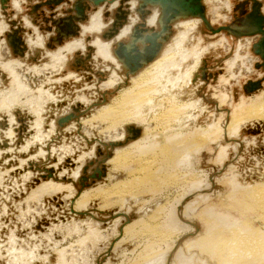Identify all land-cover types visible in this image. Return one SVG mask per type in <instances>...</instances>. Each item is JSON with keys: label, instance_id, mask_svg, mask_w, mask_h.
Masks as SVG:
<instances>
[{"label": "rangeland", "instance_id": "1", "mask_svg": "<svg viewBox=\"0 0 264 264\" xmlns=\"http://www.w3.org/2000/svg\"><path fill=\"white\" fill-rule=\"evenodd\" d=\"M38 1L39 0H37V2ZM70 1L72 2L73 0ZM211 1L212 0H204L208 20H210V22L213 21L214 26H221L229 23L232 20L231 17L235 13V4L238 2V0H223L222 2H225L226 5H224L225 3L223 4L221 0H219L218 2L220 3V5L218 6L222 8L218 6L214 7L215 4H212ZM16 3L18 4V8L16 7ZM29 3L30 2L28 0H9L7 3L8 7L4 11L5 13H3V11L0 12V24H3L2 26L4 28L0 33V264H57V262H61V258L63 256L64 261L67 264H106L108 261L110 262H108L107 264H114L115 262L118 263L120 261L122 262H120L121 264H134V262L137 261L138 262L136 264H140L141 262H143L141 264H148V262H146L147 260L144 261L142 259V255L144 256L145 253L149 250L147 247L149 244L154 245V247H161L162 249H164L166 243H164L165 241L163 242L161 238L163 235L161 233L163 232L158 233L156 231L155 235L154 233L152 235H149L146 232H142L137 234L136 236L130 237L131 239L128 237L126 238L125 236V239L121 241L122 243L120 242V245H118V241H120L119 237L121 238V222L125 220L123 219V216H121V213H127L133 209L135 210V212H137V206L141 204V200L150 198L152 196V193L138 196V198H136L140 199L138 203L134 204V201H131L130 199V201H127L128 204L122 206L123 208L121 207V204H115L110 206L109 208L107 206L106 209L103 208V210L98 208L100 207L99 203L105 200H102L101 198H97V200L92 201L91 204H89L87 208H84L83 210L77 208L75 206L76 199L85 189L88 188H85L80 193V195H78L77 186H74L72 183H70L72 184L70 185V187L72 186V188H64L63 190H60V192L57 190L58 192H45V194L41 191L36 193V189H38V186L40 188L42 183L49 180L51 181L47 184L51 182H62L61 184L65 183L69 185V182L67 180H76V178L81 175L82 167L85 165H88L87 175L92 173V170L98 165L97 160L101 159L100 156L97 155V147L99 146L102 150H104L105 147L101 144V142L106 143L108 142L107 140L111 141L112 137H115L118 133H120L119 129L121 127L120 125L116 127L111 126V123L107 120H97V117L93 120L92 118L94 116H97L98 112L102 110L100 105H104L105 103H112L113 98L118 95L117 92H119L124 87L131 85L130 83L132 82V80L126 79L125 76L121 74V76L119 77L121 80H117L115 82V85L111 87L104 86L103 89L101 83H103L104 81L98 82L96 76L93 75V73L85 72L86 75H83L74 72L68 66V63H66V61H63L62 59L60 60V57H62L60 52L61 47L74 39H81L83 47L91 45L92 41H94L95 38L98 37V34L96 32H84L83 34L80 31V35L76 38H70L69 40L63 42L62 45L55 46L54 49H51L48 47L49 40H46V33L50 32L45 29L47 26L43 21L42 16H36L38 19H41L40 23L38 21H33L32 24H29L24 19V16L30 15L29 9H31V5ZM223 5L225 7H223ZM45 6L49 7L50 10V12H46L45 15H49L48 17H52L53 15L51 14V4H46ZM66 6L67 5H65V7ZM61 8L62 7H59V9L56 10L57 12L55 16L64 15L65 17V15L67 16L70 14H63ZM214 8H216V10ZM98 9L101 8H97V10ZM105 9V7H102L100 16L102 18L99 17L103 24H106L109 20L108 18L106 19V17L103 16V12ZM97 10L90 11L89 17L91 14L96 13ZM132 16H130V18H133ZM147 20L148 19H146L145 22ZM20 23H22L21 25L25 28L24 33H22L21 35L27 47V50L23 57L14 55L10 47L4 40V32H9L11 30L10 35L8 36L12 38L13 47L19 52H22L23 49H25L22 47V40L18 38V32L20 31L18 24ZM88 24L89 19L82 25ZM179 32L180 29L172 28V33L169 37L171 38V40H169V42L167 43L168 45L171 44L170 46L174 47V44L176 42L174 39H176V37H179ZM193 34L194 35L192 36L191 41H188L187 38L184 39L187 41H184L183 44L181 43V45H183L185 48L183 46H180L181 49L183 48L180 53H183L186 50H191L193 52L192 58H188L185 61L186 63H183V71L185 69V66L189 67L193 63L196 55L201 54L202 56L203 54V56L201 57L202 60L198 68L196 69V73H198L200 77L199 82H197L194 87L191 85H188L187 87L188 89L193 88L195 90H198V92L202 94V96L195 97V100L199 103L198 105L200 108H197V110H192V112L190 111L188 113L193 114V118H195L196 120L198 119V125H204L206 123H209L210 121H217L218 125H220L223 124L227 119H230V117L232 118L233 107L237 102H247L255 97H261L264 94V81L262 83V87L254 92V94H252L251 96H247L246 94H244L242 89V86L246 83L247 80H253L254 82L252 83L259 82L261 80V76L263 75V73L260 69V60L258 56L254 55L251 52L249 43L246 45H240L241 49L239 55H237L239 44L236 38H230L226 36V41L221 42L220 40L222 39V36H220V33L211 34L206 31H197L196 33L193 32ZM87 36L91 37L90 41L85 40ZM35 39L37 42H39V39H43L41 42L44 41L41 46L38 45L35 47H39L40 52H28V50H32V41L34 43ZM17 41L19 43H16ZM255 41L256 38L254 42ZM45 42L46 44H44ZM84 49L85 48H83V50ZM77 51L82 52V48L80 47L79 49H77ZM64 54H66L65 58H67L68 61L73 56V52ZM31 57L36 58L33 59ZM9 60H17L14 65L15 68L13 66L12 68L10 67L11 69H9V67H4L5 65L3 64ZM93 60V70L97 69L95 68V64L97 65L98 63L101 67L106 66L107 70L105 69L106 74L104 78L107 79L108 75H110V70L108 68H110V64L114 63L115 61H106L99 56L96 59L93 58ZM60 61L63 64H61ZM203 61L206 62L207 66V70L205 71L207 74L205 80H203L200 75V68L201 66H203ZM17 63H21V65L23 66L19 67L17 66ZM256 63L259 69H256L254 67V64ZM53 64H56V67H53ZM50 65L51 67H49ZM101 67L98 69L102 70ZM33 68H37L38 71L32 72ZM11 72L18 73V75L20 76L16 78H18V80H20L23 84L21 89L22 91H20V88L18 90L16 89V81L13 79L14 76L12 78L11 75H13V73ZM69 74L73 76H68ZM88 74L92 75L90 79L86 77ZM131 77L132 75L130 76V79ZM159 81L161 82V79ZM198 83H201V87H199ZM250 88V90H252L254 87L251 86ZM15 90H17L18 93ZM13 92H16L15 95ZM215 92H222L223 94H226L225 96L227 102H225L223 106H219L217 102L218 100L216 98H213V94ZM166 94L168 95L167 97H171L170 95H172H169L168 93ZM104 96L106 98L105 102L101 103L100 105L93 106L94 102L99 101ZM204 96H207L213 102L205 101ZM241 97L243 98L241 99ZM175 99L177 100V98ZM78 104H80L82 108L89 109L87 114L81 115L79 116V118L69 121L64 126H58V116L71 112L73 106H76ZM165 107H168V104L166 106V102L161 108L158 105L153 107V109L151 110L152 112L154 111L156 113H160L165 109ZM201 107H204L202 108L203 111L200 110ZM35 109H38L37 113L33 111ZM94 110L96 112H94ZM143 114L148 122H140L139 124H141L142 126L150 125V128L151 126L154 128L156 121H150L152 115L149 116L147 111H143ZM85 119L91 120L85 122ZM35 121L38 123V125H34ZM249 121H247L249 123L245 122L243 124L245 127L242 125L243 127L241 126V129L235 135L229 137H225L222 135V137L219 138L216 143L214 142L212 144L203 145V147L205 146V148L202 147V150L200 149L199 151H197L198 153L196 152L197 154L195 153L193 155V162L191 161L193 164L190 162L193 166V169H196V171H200L201 173L209 172L210 182L211 184H214L213 189H219V192L221 190V194L219 192V195L217 193L213 194L212 196H210V198H208L206 202L209 204L210 202L211 204L214 203V207L222 212H226L228 210L230 211V209L227 208L226 204L223 203L227 201L225 194L228 191V186H225V184L220 181L221 179H223V176L225 177V179L226 175L227 178L233 176L235 180L238 181V183H251L253 181L251 180V175L254 174L255 171L259 170V168L262 167L261 165L264 166V153L262 154L263 156L258 155V153L260 152H258V149H260L261 147L264 148V130L257 134H252V132H243V130L245 129L255 128V126L253 125L255 124L254 120ZM157 125L158 123H156V126ZM159 130H153L152 133H155L156 131L159 132ZM142 134L145 135L143 130ZM154 138L156 141L159 140L158 137ZM219 146H223L226 155L223 156L222 154L223 158L220 162L215 160L213 161V157H215ZM77 158H80L82 162L81 160L78 161ZM66 159L70 160L73 165L75 164L74 167L64 166ZM83 160L86 161L84 162ZM89 161H92L93 164L89 165ZM107 162L110 163L109 160ZM107 162L105 164L107 169L106 176L104 178H107L108 180L102 178L100 181H96L97 183L106 185L111 181L109 175H112L114 169L112 168V164H108ZM136 163L138 165V162L136 160H132L129 163V166L136 167ZM186 166L187 165H185L184 167ZM54 167L56 170L54 169ZM181 167V171L186 169L183 166ZM51 168L55 170L54 176L55 178H57V180L53 181V179L51 178H41V174H46V172L40 171L39 169L49 170ZM111 168L113 169V171L111 170ZM65 169L67 170V172H65ZM120 170H122V168L115 171L117 172L115 173V175L120 174L121 177L130 175L128 174L127 170L123 169L121 172ZM58 171L62 173L61 174L59 172V176ZM244 176L247 178H245ZM62 178H66L67 180L63 181L61 180ZM217 178L218 180L220 179V183L218 182ZM35 179H39V182H36ZM96 182L92 186L96 185ZM51 184L53 185V183ZM221 184L223 185L221 186ZM183 186V184L180 185V187ZM162 191L163 193L161 194V196L158 195V193ZM162 191L152 190L151 192H156V195L154 197L155 199L152 196L153 199L150 200V203L148 202L149 205L147 204V207L144 208H149L148 210H150L152 206L154 208L157 205L156 203H160L165 199L171 201L172 198H174L173 196L175 194H178L176 192V188L171 186H168L167 189L164 188ZM201 191L203 192L204 190ZM197 193L198 192L196 191L191 196H189L187 198L188 200H186V203L190 200V198L192 199V197H196L198 195ZM109 200L110 199H106L107 202H109ZM220 200H222L223 202ZM218 201L221 202V204ZM127 205H131L129 211L126 207ZM199 207L201 209L204 206L201 204ZM177 209H179V223L181 226L185 225L184 228L188 227V231H183L184 234L182 233L179 240H177L176 242L167 240V243H169L168 246L176 248L175 252L171 254V264H177L176 262L180 260L179 255H177L180 252V249L183 250L181 251V254L185 255V260H183V263L181 264H217V252H215V255L217 256H212V254L210 255L211 252L206 249L208 246H204V244L198 243L196 241L191 242L192 239L199 238V236L204 233L205 228L201 220L195 217H192V219L188 216L185 217L186 213L185 211H182L183 208L179 207ZM230 214L236 216L234 211L230 212ZM116 218L120 219V222L116 223ZM186 224L188 226H186ZM99 226L100 228H98ZM93 228H95V230ZM181 229L182 228H180V230ZM100 230H102L101 233ZM90 231L97 232L99 238L95 241H89L88 235ZM157 233L159 236L157 235ZM103 237L104 239H102ZM81 238H85L86 241H83L84 239L82 240ZM173 239L174 238H172V240ZM80 240H82L83 242H80ZM78 241L81 243V246L80 243L78 244ZM94 242H98V244L95 245ZM191 243H196L197 245L195 244V246H192ZM82 244L84 245L82 246ZM189 244L191 247L189 246ZM114 247L116 248V251H113ZM61 248H63L67 253H63L64 251ZM144 248H147V250H144ZM60 250H62V254ZM141 250L144 252H142ZM130 251L131 253H129ZM140 253L142 255H139ZM137 255L138 257H136ZM139 257L142 260H140ZM73 258L75 259V261L73 260ZM116 258L118 259V261Z\"/></svg>", "mask_w": 264, "mask_h": 264}, {"label": "bare ground", "instance_id": "2", "mask_svg": "<svg viewBox=\"0 0 264 264\" xmlns=\"http://www.w3.org/2000/svg\"><path fill=\"white\" fill-rule=\"evenodd\" d=\"M8 1L9 0H4V1L0 0V9H1L0 12L3 11V13H5L4 11L8 7L7 6ZM201 1L204 6V17L206 18L209 28L206 27L202 18H200L199 16H193L191 14L187 15V14H184L183 12H180L181 11L180 9H176V11L178 12L177 15L175 16L170 15L169 16L170 22L168 24V27L166 28V30L161 31V26L164 23L162 18H166V16L170 14L171 6H167L168 9L167 8L164 9V5L161 4L159 0H125L123 2V6L125 7V9H127L126 21L121 25V27L113 35H109L108 32L112 28V23H114V20H115L114 16L116 15L115 9L117 6H119L120 0H73L72 2L70 0H46V1L39 0V2H37L36 4L31 5L30 8L32 10L30 9L29 11L30 15L24 16V19L29 24H32L33 21H36L33 15L37 17L40 15L42 16L43 21L46 23V26H47V27L45 26L46 27L45 29L50 32V33H46L47 36L46 35L45 36L47 38L46 37L44 38H46V40H49L48 47L51 49H54L55 46L62 45L63 42H65L66 40H69L70 38H76L77 36L80 35V31L83 34L84 32H96L98 34V37L95 38L94 41H92L91 45H87L83 47L81 39H74L72 41H69L64 46L61 47L60 52H61L62 57H60V60L62 59L63 61H66V63H68V66L74 72L83 74V75H86L85 72L93 73V75L96 76L98 82L104 81L103 83H101V85L103 86V89H104V86L111 87L115 85V82L117 80H121L119 78L121 74L124 75L126 79L132 80V82L130 83L131 85H128L124 87L123 89H121L119 92H117L118 95L115 98H113L112 103L110 104L105 103L104 105L103 104L100 105L101 103L105 102L106 100L105 96L101 98L99 101L93 103V106L100 105L102 109L100 113H98L97 116H94L92 118L93 120L97 117L96 118L97 120L100 119L101 121L102 120L109 121L111 123L110 124L111 126L116 127L120 125L121 127L120 129L118 127L120 133H118L115 137L111 136L112 137L111 141L107 140L108 142L106 143L101 142V144L105 147L104 150H102L99 146L97 147V155L100 156L101 159L97 160L98 165L96 168L92 170V173L87 175L88 165H85L82 167L81 175L78 178H76V180H70V179L67 180L66 178L61 179L63 181L67 180L69 182V185L65 183L61 184L62 182L61 183L51 182L53 183V185L51 183L47 184L48 182L51 181L49 180L47 182L42 183L40 188L38 186V189H36V193L41 191V192H44L45 194V192L51 193L52 191H57V190L60 192V190H63L64 188H69L70 185L73 184L74 186H77L78 195H80V193L85 188H88V189H85L81 193V195L76 199L75 206L77 208L83 210L84 208H87V206L91 204L92 201L97 200V198L98 199L101 198L102 200L103 199L105 200L102 202L100 201L101 202L99 203L100 207L98 208L103 210V208L106 209L107 206L109 208L110 206L115 205V204H121V207H122L123 205L128 204L127 201H130V199L131 201H134L133 202L134 204L138 203L140 199H136V198L144 194L147 195L149 193H152L151 195L154 198L156 195V192H151L152 190L162 191L164 188L167 189L168 186L175 187L176 192L178 194L177 195L175 194L173 196L174 198H172L171 201H169L168 199H165L164 201L160 203H156L157 205L154 208L152 206L153 209L151 208L150 210H148L149 208L146 209L144 207H147L146 205L148 204V202L153 199L151 196L150 198H145L141 200L140 202L141 204L137 206L138 207L136 210L137 212H135V210L133 209L130 212L121 213V216H123V219L125 220L121 222V227H120L121 238L119 237L120 241H118V245H120V242L125 239V236L126 238L127 237L130 238L142 232H146L149 235H152L153 233L155 235L156 231L158 233L163 232L161 233L163 234L162 237L161 236L160 237L162 238L163 242L165 241L164 243H166L165 247L163 246L164 249H162L161 247L157 248V247H154V245L149 244L147 246L149 250L145 253V255L143 256L141 253L139 255H142V259L144 261L147 260L146 262H148V264H171V261H172L171 254L175 252L176 248L168 246L169 243H167L168 242L167 240L176 242L177 240H179L180 235H182L183 231L185 232L188 231V227L184 228L185 225L181 226L179 223L180 222L179 221V209L177 208L182 207L183 208L182 211H185L186 213L185 217L188 216L191 219L192 217L198 218L199 220H201L205 228L204 233L200 235L199 238L192 239L191 242L196 241L198 243L204 244V246H208L206 249L211 252L210 255L212 254V256L215 255V252H217L218 253L217 264H264V166L261 165L262 167L260 168L258 167L259 170L255 171L254 174L251 175L252 177L251 180H253L251 183H247V182L238 183V181H236L233 176L227 178V175H226V179L224 176H223V179L221 180L219 179L221 182H223V184H225V186L226 185L228 186V191L225 194L227 201L226 202H223L222 200L220 201L225 203L227 208L230 209V211L228 210L226 212H222V211L217 210L214 207L213 205L214 203L211 204L210 202L209 204L206 202L208 198H210V196L216 193L218 194L219 192L218 191L219 189L218 190L213 189L214 184L213 183L211 184L210 182L209 172L201 173L200 171H196V169H193V166L191 165V163L193 162L192 159H194L193 155L200 149L202 150L203 145L212 144L214 142L216 143V141L219 140V138H221L222 135L225 137L235 135L237 132H239V130L241 129V126L245 122L246 123L250 122L249 120H254L255 124L253 125L255 126V128L245 129L243 130V132H246V133L252 132V134H257L263 131L264 130V94L258 98L252 97L253 99L247 102L246 101L237 102L233 107L232 118L230 117V119H227L223 124L218 125L217 121H210L209 123H206L204 125H200V124L198 125L197 124L198 119L196 120L195 118H193L194 115L189 114L188 112L190 111L192 112V110H197V108L198 109L200 108L198 105L199 103L195 100V97L202 96V94H200L198 90H195L193 88H192L193 90L191 88L188 89L187 87L188 85H191L194 87L195 84L199 82L200 77H199V74L196 73V69L198 68L202 60L201 57L203 56V54L202 56L201 54L196 55V58H194L193 63L189 67L185 66V69L183 71V63L188 58L190 57L192 58L193 52L191 50L189 51L186 50L185 52L180 53L183 49V48L182 49L180 48V46H183L181 45V43L183 44L184 41H187L184 39L188 38V41H191L192 36L194 35L193 32L196 33L197 31L198 32L206 31L211 34L220 33L221 34L220 36H222V39L220 40L221 42L226 41V36L230 38H236L239 44L238 45L239 50L237 49L238 50L237 55H239V52L241 49L240 45H246L249 43L251 52L254 55L258 56L260 60L259 64H260V69L262 70L263 75L261 76V80L259 81L258 87H255L252 90H250L251 89L250 87L253 86L252 82L254 81L247 80L246 83L242 86V89H243L244 94H246L247 96H251L252 94H254V92H256L262 87V83L264 81V59H261L260 56L257 53L255 54V52H253L252 50V43L254 42L257 36H255L254 34L244 35V34H241L240 31H236L233 28L234 25H237L235 27H238V28L243 27V25L239 24V21L243 20L242 18L244 17V15L240 13V11L248 12L251 7V2L249 1L247 4H245L244 3L245 0H238V2L235 4V13L231 17L232 20L229 23H227V24H230L229 31L223 29V30H218L216 33V32H211L210 29L226 26L227 24H224L221 26H214L213 21L210 22V20H208L207 18L204 0H201ZM218 1L219 0L211 1L212 4L213 3L215 4L214 7L220 5ZM222 1L223 0H221V2ZM77 2H79L80 5L82 6V10L81 8L77 9L75 7V4H77ZM141 3H143L146 7L143 8L142 6H140ZM222 3L224 4L225 2H222ZM46 4L48 5L51 4L52 6L51 7V14L53 15L52 17L51 16L48 17L49 15L48 16L45 15L44 9L50 12L49 7L45 6ZM65 5L67 6L65 7ZM224 5H226V3ZM224 5L223 7H225ZM16 6H18L17 3H16ZM58 6L62 7L61 11L63 12V14L70 13L69 14L70 16L75 17L74 23L77 25L76 32H74V29L72 30L71 26H69L68 23L65 24L64 23L65 21L59 22L56 24L52 23L53 20H59L60 18L64 17V15L55 16L57 12L56 8ZM102 7L106 8L103 12V16H105L104 13L106 11L109 12V15L105 16L106 19L107 18L109 19L106 24H103L100 20V18H102L100 17L101 12H102ZM97 8H101V9L97 10ZM214 9L216 10V8ZM96 10L97 12L94 14H91L89 17V12L96 11ZM82 11H83V14L85 15L83 19L79 18V13ZM261 12L264 14V2L262 3V6H261ZM130 16H132L133 18H130ZM88 19H89V24L82 25ZM146 19L148 20L145 22ZM141 22L144 24V27L147 29L152 26H155L152 28H154L155 31L159 33L156 39L155 48L150 47L149 44L147 43L145 44L140 39L137 41L136 39H134L135 35L133 32V29L137 24ZM2 25L0 24L1 27ZM18 26L20 28V31L18 32V38L22 40V43H23L22 47L25 49H23L22 52H19L17 51V49L13 47L12 38L8 36L10 35L11 30L9 32L7 31L4 32L5 33L4 40L8 44V46L10 47L14 55L23 57L25 55L27 47L25 45V41L23 40L21 34L24 33L25 28L21 24H18ZM172 28L180 29L179 37L175 36L176 39L173 38L176 41L174 44V47L170 46L171 44L170 45L167 44L169 40H171V38L169 37L172 33ZM2 29L4 28L2 27ZM1 32L2 30L0 29V33ZM90 39L91 37L87 36L85 40L90 41ZM42 40L43 39H39V42H37L35 39V44H38L41 46L44 42V41L41 42ZM122 40H125V44L127 45L128 48L134 44L139 50H142V53L137 52L136 54H133V56H136L135 57L136 59H133L132 61H129V62L123 61L121 59V56L123 53L120 51H117L118 49L116 50L117 42L122 41ZM17 43L19 42L17 41ZM44 44H46V42ZM35 47L36 45L35 46L33 45L32 50H28V52L36 53L37 51L40 50L39 47L38 48H35ZM80 47L82 48V52L77 51V49H79ZM83 48L85 49L83 50ZM70 52H73V56L68 61V59L65 58L66 54L64 53H70ZM125 52L129 54L128 51L125 50ZM202 52H203V49H202ZM98 56L102 58L103 60H106V61L113 60L117 63L116 64L114 62L110 64V68H108L110 70V73H109L110 75H108L107 79L104 78L106 74V70H107L106 66L101 67L99 66V63H98L97 65L95 64L96 67L94 66L97 69L93 70V66H92V62H94L93 58L96 59L98 58ZM31 58L34 59L36 57H31ZM16 61L17 60H9L3 65H5L4 67L6 68L9 67V69H11L12 66L14 67ZM17 66L20 67L21 63H17ZM100 67L102 70L98 69ZM254 67L256 69H259V67H257V63L254 64ZM33 69H32V72L38 71L37 68L34 70ZM206 70H207L206 62L203 61V66H201L200 68V75L203 80L206 79V75H207L205 72ZM11 73H13V75H11L12 78L14 76L13 79L16 81L15 82L16 87H17L16 89L18 90L20 88V91H22L21 89H22L23 84L21 83L20 80H18V78H16L20 76L18 75V73H14V72H11ZM131 75L132 77L130 79ZM86 77L90 79L92 75L88 74ZM160 79H161V82L159 81ZM184 80L186 81V83L185 85H182V82ZM198 85L199 87H201V83L200 84L198 83ZM17 90L15 91L17 92ZM16 92H13L14 95ZM166 93H168L169 95L172 94L170 95L171 97H167L168 95ZM225 95L226 94H223L222 92L221 93L215 92L213 94V98H216L218 100L217 102L219 106H223L225 102H227ZM175 98H177V100ZM184 98H187V99H184ZM242 98L243 97H241V99ZM204 100L207 102H213L207 96H204ZM164 101L166 102V106L168 104V107H165V109L160 113H156L154 111L152 112L151 109H153V107L155 106L159 105L161 108L163 104L165 103ZM68 108H69V105H68ZM202 108L204 107H201L200 109L201 111H203ZM88 110H89L88 108H82L80 104L73 106L71 112L58 116L57 124L58 126H64L69 121L73 119L75 120L79 118V116L87 114ZM143 111L144 112L147 111L149 116L152 115L151 116L152 118L150 119V121L153 122L155 120L156 123H158V125L156 126V123H155L154 128L152 126L150 128L149 127L150 125L142 126L141 124H139L140 122L144 123L145 121H147V119L144 117ZM94 112L96 111L94 110ZM60 117H63L64 121L61 120ZM88 120H91V119H87V120L85 119V122ZM35 123L36 125H38L36 121ZM155 128L157 130L160 129L159 132L156 131L155 133H152L153 130L154 131L156 130ZM142 130L144 131L145 135L142 134ZM154 137H158L159 140L156 141ZM203 148H205V146ZM224 150L225 149H223V146H219L215 157H213V161L214 160L219 161V162L222 161V158H223L222 154L223 156L226 155V152ZM258 152H259L258 153L259 156L260 155L263 156L262 154L264 153V148L261 147L260 149H258ZM77 159L78 161L81 160L80 158H77ZM108 160L110 163L107 162ZM132 160H136L138 162V165L136 163L137 165L136 167L129 166V163ZM83 161L85 162L86 160H83ZM106 162L108 164H112V168L114 169V172H112V175H109V177L111 178L110 179L111 181L109 180L110 181L109 184L105 181L108 185L107 184L104 185L102 183L96 182V181H100L102 178L106 176V169H107L105 165ZM88 164L91 165L93 164V162L89 161ZM74 165L71 163L70 160L68 159L65 160L64 166L74 167ZM185 165L187 166L184 167ZM181 166H183L186 169L181 171L180 170V168H182ZM52 168L49 170L39 169L40 171L46 172V174H41V178H47V179L51 178L53 179V181L57 180V178H55L54 176L56 169L55 167H54L55 170ZM112 168L111 170L113 171ZM121 168L122 170L123 169L127 170L128 174L130 175H125L124 177H121L120 174L115 175V173H117L115 171ZM122 170H120V172ZM59 172L60 171H58V176H59ZM65 172H67V170ZM219 180L218 182L220 183ZM35 181L39 182V179H35ZM95 182L97 184L92 186ZM180 183L183 184L184 186L180 187L181 185ZM223 184H221V186ZM70 188H72V186ZM201 190H204V191L202 192ZM196 191L198 192L197 193L198 195L196 194L197 195L196 197L194 198L192 197V199L190 198V200L186 203V200H188L187 198ZM162 193L163 191L158 193V195L161 196ZM106 199H110L109 202H107ZM219 203L221 204V202ZM201 204L204 207L200 209L199 206ZM126 207L128 208V211H129L130 210L129 208L131 207V205L129 206L127 205ZM119 210H120V206H119ZM233 211L236 214V216L230 214V212H233ZM120 219H117V222L116 221L115 222L116 223L120 222L119 221ZM43 223H46V222H43ZM186 226L188 225L186 224ZM98 228H100V226ZM180 228L184 230L182 229L180 230ZM93 229L95 230V228ZM105 230H104V233H105ZM101 231L102 230H100V233ZM85 238H83L84 240L82 238L81 239L83 241H86ZM98 238H99V235L97 232L90 231L88 235L89 241H95ZM172 238L174 239L172 240ZM102 239H104V237ZM82 240H80V242H83ZM80 242L78 241V244ZM94 243L95 245L98 244V242L97 243L94 242ZM195 244L196 243H191L192 246H195ZM83 245L84 244H82V246ZM80 246H81V243H80ZM61 249L64 251L63 248ZM62 250H60L61 254H62ZM144 250H147V248L146 249L144 248ZM113 251H116L115 247ZM179 251H180L179 252L180 254L179 253L178 254L176 253V254L179 255L180 262L177 260L178 261L176 262L177 264H181L183 263V260H185V255L181 254V251L183 250L180 249ZM65 252L66 251H64L63 253ZM129 253H131V251ZM63 257L61 258V262H57V264L58 263L67 264L64 261ZM136 257H138V255ZM140 257L139 259L142 260ZM132 258H135V257H132ZM73 260L75 261L74 258ZM106 260H109V259H106ZM120 262L118 263L115 262L114 264H121L122 262L121 263ZM137 262H134V264H136Z\"/></svg>", "mask_w": 264, "mask_h": 264}, {"label": "water", "instance_id": "3", "mask_svg": "<svg viewBox=\"0 0 264 264\" xmlns=\"http://www.w3.org/2000/svg\"><path fill=\"white\" fill-rule=\"evenodd\" d=\"M124 1L125 0H120L119 6H117L115 9V13H116V15L114 16L115 20H114V23H112V28L108 32L109 35L115 34L117 30L121 27V25L126 21L127 9H125V7L123 6ZM159 1L161 2V4L164 5V9L167 8V6H171L170 14H168L166 18H162L164 23L161 26V31L166 30V28L168 27V24L170 22L169 16L177 15L178 12L176 11V9H180L181 10L180 12H183L184 14H187V15L191 14L193 16H199L200 18H202L206 27H208V23L206 21V18L204 17V6L201 0H159ZM249 1L251 2L250 10L248 12L240 11V13L244 15V17L242 18L243 20L239 21V24L243 25V27L238 28V27H235L237 25H234L233 28L236 31H240L241 34H244V35L246 34L248 35L254 34L255 36L259 35L258 37H256V41L253 42L252 44V50L253 52H255V54L257 53L261 59H264V14L261 12V6L264 0H245L244 3L247 4ZM140 6H142L143 8L146 7L143 3H141ZM75 7L77 9L81 8L82 10V6L80 5L79 2L75 4ZM104 14L105 16H108L109 12L106 11ZM84 17L85 15L83 14V11L80 12L79 18L83 19ZM74 21H75L74 16L67 15L63 18H60L59 20H53L52 23L53 24H56L59 22H64L65 24L68 23L69 26H71L72 30L74 29V32H76L77 25L74 23ZM223 29L229 31L230 24H227L226 26H222L219 28L218 27L211 28L210 31L217 32L218 30H223ZM133 32L135 35L134 39H136V41L140 39L145 44L147 43L149 44L150 47L155 48L156 39L159 33L156 32L154 28L151 27L147 29L144 27V24L141 22L134 27ZM133 45L128 48L127 45L125 44V40L117 42L116 50L118 49L117 51H120L123 53L121 56V59L123 61L125 62L132 61L133 59H136L135 58L136 56H133V54H136L137 52L142 53V50H139L136 47V45L134 46ZM125 50L128 51L129 54H127ZM252 85L254 88L258 87L259 82L252 83ZM60 119L64 121L63 117H60Z\"/></svg>", "mask_w": 264, "mask_h": 264}, {"label": "crops", "instance_id": "4", "mask_svg": "<svg viewBox=\"0 0 264 264\" xmlns=\"http://www.w3.org/2000/svg\"><path fill=\"white\" fill-rule=\"evenodd\" d=\"M13 1H14V0H13ZM29 2H30V3H29L30 5H34V4L37 3V0H30ZM38 2H39V1H38ZM13 3H14V2H13ZM16 7L18 8V6H16ZM30 7H31V6H30ZM59 7H60V6H58V7L56 8V10L59 9ZM29 10H30V9H29ZM44 11H45V13H46V12L48 13V10L44 9ZM33 16L35 17V20L38 21V22L40 23V20H41V19H38L35 15H33ZM20 24H22V23H20ZM2 27H3V26H2ZM2 27L0 26V29H1V30H2ZM23 36H24V35H23ZM33 45H34V46H35V45L37 46L38 44H35V42L33 43V41H32V46H33ZM57 59H58V58H57ZM237 59H238V58H237ZM55 63H56V62H55ZM231 63H232V62H231ZM58 64H59V62H58ZM21 66H22V65H21ZM46 66H48V65H46ZM52 66H53V67H56V64H55V65H52ZM49 67H51V65H50ZM49 69H51V68H49ZM41 73H42V72H41ZM68 76H73V75H70V74H69ZM185 83H186V81L184 80L182 85H185ZM37 110H38V109H35V110H33V111H34L35 113H37ZM98 113H100V112H98ZM34 125H36V123H34Z\"/></svg>", "mask_w": 264, "mask_h": 264}]
</instances>
